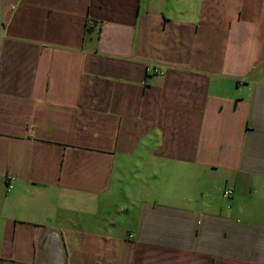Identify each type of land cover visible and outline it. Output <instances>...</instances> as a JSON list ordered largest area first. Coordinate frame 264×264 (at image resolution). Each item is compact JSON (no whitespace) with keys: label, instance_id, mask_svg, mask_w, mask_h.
<instances>
[{"label":"crops","instance_id":"crops-1","mask_svg":"<svg viewBox=\"0 0 264 264\" xmlns=\"http://www.w3.org/2000/svg\"><path fill=\"white\" fill-rule=\"evenodd\" d=\"M0 264H264V0H0Z\"/></svg>","mask_w":264,"mask_h":264},{"label":"built area","instance_id":"built-area-1","mask_svg":"<svg viewBox=\"0 0 264 264\" xmlns=\"http://www.w3.org/2000/svg\"><path fill=\"white\" fill-rule=\"evenodd\" d=\"M155 72L158 74H161L157 69H155ZM11 186L7 185V188L9 189ZM223 196L229 198L231 196V191L229 189L223 190Z\"/></svg>","mask_w":264,"mask_h":264}]
</instances>
